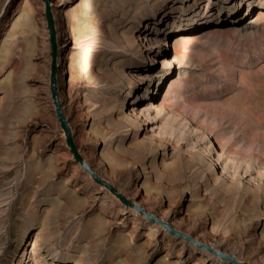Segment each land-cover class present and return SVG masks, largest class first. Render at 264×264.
Returning a JSON list of instances; mask_svg holds the SVG:
<instances>
[{
    "label": "rangeland",
    "instance_id": "1",
    "mask_svg": "<svg viewBox=\"0 0 264 264\" xmlns=\"http://www.w3.org/2000/svg\"><path fill=\"white\" fill-rule=\"evenodd\" d=\"M52 7L79 153L192 241L75 161L45 4L0 0V264H264V0Z\"/></svg>",
    "mask_w": 264,
    "mask_h": 264
},
{
    "label": "water",
    "instance_id": "2",
    "mask_svg": "<svg viewBox=\"0 0 264 264\" xmlns=\"http://www.w3.org/2000/svg\"><path fill=\"white\" fill-rule=\"evenodd\" d=\"M45 4V17L47 21V27L49 30V36H50V43H51V57H52V65H51V93H52V98L54 100V104L56 107V114L57 118L61 124L62 129L65 132L66 135V142L67 145L70 148L71 154L74 156L75 161L81 165V167L89 173L94 181L102 186L108 189L113 195L121 199V201L127 205L133 206L141 215L145 216L147 220L151 223H156L161 227H164L171 235L179 238H185L188 241H192V239L181 233L180 231L175 230L169 223L165 222L162 219L157 218L154 214L148 213L145 209L142 207H139L137 205L131 204L126 198L117 191V189L105 181L102 177H100L98 174H96L90 165L86 163L84 158L81 156V154L78 151V148L75 144L72 130L68 124V119L64 116L62 113V104L59 99L58 95V41H57V30H56V25H55V19H54V13H53V7H52V0H42ZM219 255L227 260L230 261L234 264H247V263H240L235 257H232L226 253L223 252H218Z\"/></svg>",
    "mask_w": 264,
    "mask_h": 264
},
{
    "label": "bare ground",
    "instance_id": "3",
    "mask_svg": "<svg viewBox=\"0 0 264 264\" xmlns=\"http://www.w3.org/2000/svg\"><path fill=\"white\" fill-rule=\"evenodd\" d=\"M68 38H71V37H68ZM188 37H186L185 35H181L180 36V39H178V42H181V41H184V40H186ZM58 39V38H57ZM58 41V40H57ZM58 46H60V42L58 41ZM51 87V86H50ZM52 94V93H51ZM58 95H59V92H58ZM53 99V98H52ZM59 99H60V96H59ZM54 101V100H53ZM134 111V109H131L130 110V112H133ZM62 113H63V111H62ZM64 114V113H63ZM65 116V115H64ZM137 116H139V115H137ZM148 129V128H147ZM149 130V129H148ZM77 146V145H76ZM77 148H78V146H77ZM124 196V195H123ZM133 204H135V203H133ZM135 205H137V204H135ZM137 206H139V205H137ZM208 255L210 256V258H213V254L212 253H208ZM229 255V254H228ZM231 256V255H230ZM233 257V256H232Z\"/></svg>",
    "mask_w": 264,
    "mask_h": 264
}]
</instances>
